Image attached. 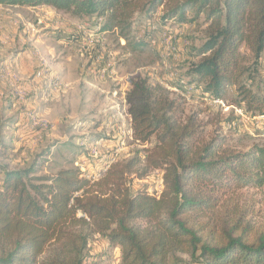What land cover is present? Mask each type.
Here are the masks:
<instances>
[{
    "label": "trees",
    "instance_id": "obj_1",
    "mask_svg": "<svg viewBox=\"0 0 264 264\" xmlns=\"http://www.w3.org/2000/svg\"><path fill=\"white\" fill-rule=\"evenodd\" d=\"M0 6L107 18L104 29L122 36L131 35L138 14L161 10L164 21L185 23L192 12L193 20L205 19L206 41L186 82L213 101L264 115V89L248 85L264 55V0H0ZM130 84L135 139L152 145L144 159L105 163L96 178L80 168L36 178L33 166L0 163V264H99L87 257L97 237L120 251L121 264H264V234L244 216L195 221L224 199L264 188V147L221 155L224 137L202 147L195 119L183 123L184 109L161 85ZM7 148L0 136V162ZM154 171L163 173L159 196L133 190L134 180Z\"/></svg>",
    "mask_w": 264,
    "mask_h": 264
},
{
    "label": "rangeland",
    "instance_id": "obj_2",
    "mask_svg": "<svg viewBox=\"0 0 264 264\" xmlns=\"http://www.w3.org/2000/svg\"><path fill=\"white\" fill-rule=\"evenodd\" d=\"M159 13L136 15L131 35L122 36L119 29H104L107 18H76L52 8L50 20L59 22V28L43 32L41 55L34 51L38 56L34 73L47 69L48 76L59 80L47 78L35 85V75L12 83L1 69L8 65L17 76L11 60L31 48L33 38L27 23L34 22L36 14L27 7L0 6V18L7 19L0 20V136L8 147L0 163L12 169L33 166L36 178L50 177L68 168H80L98 177L105 163L127 161L137 155L144 159L143 151L152 145L142 146L135 139L127 103L130 82L138 79L161 85L184 109L183 123L190 117L195 119L194 128L202 132V147L219 137L226 139L220 143L221 155L264 147V115H253L229 101H213L195 82H186L195 77L192 69L199 63L196 53L206 41L204 17L193 20L191 12L188 22H168ZM9 21L21 32L20 38L8 32ZM144 31L150 32L155 45L151 40L137 39ZM80 36L85 43L76 42ZM71 42L76 44L73 49ZM58 67L74 71L69 93H62L64 82L58 74L62 72L55 70ZM259 71L248 82L254 90L259 85L264 89V55ZM23 92L27 96L22 99ZM63 99H67V106L62 104ZM26 113L29 127L18 126L20 116ZM46 123L48 126H43ZM162 177L161 171H154L143 180H134L133 190L159 196L163 191ZM242 216L255 225L259 234H264V188L244 190L224 199L208 216L195 221H209L212 225L221 219L236 221ZM87 257L88 262L121 264L120 251L100 237L91 242Z\"/></svg>",
    "mask_w": 264,
    "mask_h": 264
},
{
    "label": "crops",
    "instance_id": "obj_3",
    "mask_svg": "<svg viewBox=\"0 0 264 264\" xmlns=\"http://www.w3.org/2000/svg\"><path fill=\"white\" fill-rule=\"evenodd\" d=\"M27 10H30V11H32V13L36 14V19H33L35 21L34 22H31V23L30 22L27 23V26H28L27 29L29 30V33H31V36L33 38L30 41L31 42V48H28L22 54H18V56H16V58H12V60H11L14 63L15 72L17 73V76H18V78L21 81H24L25 79L28 80L27 78L31 77L32 75H35L34 70H35V68L37 66V63H38V56L35 54L34 51H37L39 53V51L43 49L42 44H43V39L45 38V36L43 35V32L44 31H47L48 28H50V27L52 28V30L59 28L58 27L59 26V22H57V21L55 22L54 21L52 23V20H50L51 19L50 10H52V7H37V8H29V7H27ZM41 13H44V15L43 16L39 15ZM0 20H3V22H6L7 19L6 18H4V19H1L0 18ZM50 22H51V24H50ZM10 24H11V22L9 21L8 22V25L9 26L7 28L9 30L8 32L11 33L12 35L15 34L16 37L20 38L21 32H19L14 27V25H10ZM24 32H26V31L24 30ZM79 38H78V41H76L78 44L85 43L86 40L84 39V37L80 36ZM21 40H22V38H21ZM79 41H81V42H79ZM70 44H69L70 45V48H72V49L76 45L73 42H71ZM55 70H57V71L60 70V72L63 73V74L62 73L61 74L58 73L61 76V79L64 82L63 83L64 84V89L62 90V93L63 94L64 93H69L70 91H72L73 87L72 86H69L70 85L69 82H74V78H73L74 77V71H72L73 72L72 73L69 70V67L67 69H65L64 67H58L57 69L55 68ZM67 70H69V72H66L65 73V71H67ZM71 70H73V69H71ZM5 79L7 80V77ZM34 82H35L34 84L36 85L37 83H40L41 81L39 79L35 78V81ZM25 84L26 83H24V82L22 83V85H25ZM26 86H28V84H26ZM66 96H63V97L66 98ZM67 99H65V100L63 99L62 100V104L64 103V105L67 106ZM17 104H21V103L20 102H17ZM27 105H28V103H26V104L24 103V106L25 107ZM43 105H44V103H43ZM64 105H62V106L60 105V107L61 108L62 107L67 108ZM29 112H33V111H30L29 110ZM27 115H28V113L22 114L20 116L21 120H20L18 126L21 125L24 128L29 127L30 119H27ZM25 119H26V121H25Z\"/></svg>",
    "mask_w": 264,
    "mask_h": 264
},
{
    "label": "built area",
    "instance_id": "obj_4",
    "mask_svg": "<svg viewBox=\"0 0 264 264\" xmlns=\"http://www.w3.org/2000/svg\"><path fill=\"white\" fill-rule=\"evenodd\" d=\"M159 12H160L159 14L162 15L161 10H160ZM142 33H143V34H140V33H139L140 35L137 36V39H138V40L143 39V38H144L145 40H146V39H147V40H151V39H152L151 34H150L149 31H148L149 34H147L145 31L142 32ZM145 33H146L147 35H145ZM167 35H168V34L165 33V36H167ZM151 43H152L153 45H155V44H156V41H152V40H151ZM44 68H45V67H44ZM1 70H2V71H5V72L7 73V76H6V77H10V81H12V83H13V81H14V82L19 81L18 77L12 74V72H11V68L8 67V65H4L3 68H2ZM10 72H11V73H10ZM48 72H49V71H48L47 69H41V70H39V71L36 73L35 78L39 79L41 82H44V80H46L47 78H50L51 80H56V82L59 80L57 77L48 76V75H49ZM12 86H14V85L12 84ZM26 96H27L26 93L23 92V95H21V98L23 99V98L26 97ZM43 126L47 127L48 125H47V123H46V124H44ZM113 162H115V161H113ZM113 162H112V163H113ZM86 177H87V178H90L88 175H87ZM94 178H96V177H94Z\"/></svg>",
    "mask_w": 264,
    "mask_h": 264
}]
</instances>
